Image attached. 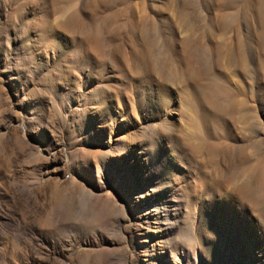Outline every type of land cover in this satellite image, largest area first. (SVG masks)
<instances>
[{"label":"rangeland","instance_id":"rangeland-1","mask_svg":"<svg viewBox=\"0 0 264 264\" xmlns=\"http://www.w3.org/2000/svg\"><path fill=\"white\" fill-rule=\"evenodd\" d=\"M0 204V264H264V0H0Z\"/></svg>","mask_w":264,"mask_h":264},{"label":"bare ground","instance_id":"bare-ground-1","mask_svg":"<svg viewBox=\"0 0 264 264\" xmlns=\"http://www.w3.org/2000/svg\"><path fill=\"white\" fill-rule=\"evenodd\" d=\"M156 83H157V86L159 88V90H156L157 94L159 93L161 96L162 95H164V96L165 95H167V96H171L172 95V91L170 89L168 90V88H167L168 85L167 84L163 83V84L160 85L157 81H156ZM173 106H175V102L172 101V99L171 100L170 99L167 100L165 98V100L163 101V107L165 109H167V107H168V109H171V108H173ZM172 125H174V124H172ZM172 125H171V123L167 124V122H164V124H162V126H164V127H171ZM162 129L165 130L166 128L165 129L162 128ZM117 154H119V153H117ZM167 188H169V189H167ZM167 188H166V190H167L166 193L164 192V194H162V196H160V195L156 196V193H157L156 188L155 189L154 188H147L144 192H142L140 194L139 193H134V198L133 199H136V205H137V202L143 203L144 201H148L150 198L154 201V205H152L151 207L141 211L140 215L141 216L144 215L143 218H145L146 223H150L149 221L154 219L155 222H156L155 224H158L157 230H160L162 228H164V229L169 228V225L172 223V220L178 219L182 215L181 207L182 206H184V207L187 206V204L185 203V202H187L186 199H184V198L181 199V198L178 197V195L180 193V189L177 186H175L172 183H170L169 186H167ZM240 188H242V186L238 187L237 190L238 189L241 190ZM13 193H11L13 196L10 195V197L11 196L14 197ZM237 194H238V192H236V191H228L226 195H228V199L230 201L234 200L236 202V201L242 200L241 197L238 196ZM146 195L150 196L149 199H148V197L143 199ZM5 196H7V194ZM159 196H160V198H159ZM242 205H243V203L241 204V207H242ZM0 206L2 207L3 205L0 204ZM249 217H250V215H249ZM16 224H17V222H16ZM163 239H165V240L162 241L161 245L163 246V248H165L167 246V244H168V241H167V238H163ZM153 247H154V249L156 248V246H153Z\"/></svg>","mask_w":264,"mask_h":264}]
</instances>
